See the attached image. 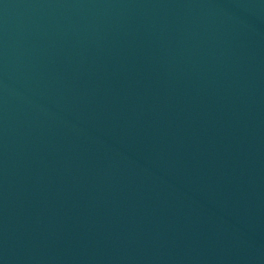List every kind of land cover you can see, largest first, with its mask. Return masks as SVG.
Returning <instances> with one entry per match:
<instances>
[{"label":"water","instance_id":"water-1","mask_svg":"<svg viewBox=\"0 0 264 264\" xmlns=\"http://www.w3.org/2000/svg\"><path fill=\"white\" fill-rule=\"evenodd\" d=\"M0 264H264V0H0Z\"/></svg>","mask_w":264,"mask_h":264}]
</instances>
